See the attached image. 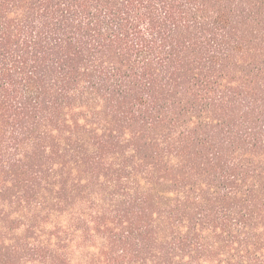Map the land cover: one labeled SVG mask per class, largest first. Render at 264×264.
Returning <instances> with one entry per match:
<instances>
[{
	"label": "trees",
	"instance_id": "trees-1",
	"mask_svg": "<svg viewBox=\"0 0 264 264\" xmlns=\"http://www.w3.org/2000/svg\"><path fill=\"white\" fill-rule=\"evenodd\" d=\"M0 264H264V0H0Z\"/></svg>",
	"mask_w": 264,
	"mask_h": 264
}]
</instances>
